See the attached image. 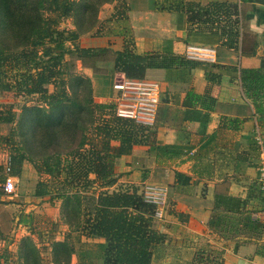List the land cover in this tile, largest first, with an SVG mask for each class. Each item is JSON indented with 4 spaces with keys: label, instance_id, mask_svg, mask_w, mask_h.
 <instances>
[{
    "label": "crops",
    "instance_id": "0c3cea01",
    "mask_svg": "<svg viewBox=\"0 0 264 264\" xmlns=\"http://www.w3.org/2000/svg\"><path fill=\"white\" fill-rule=\"evenodd\" d=\"M187 1L238 4L240 21L229 23V37L216 27L190 25L183 7ZM122 2L127 5L134 51L183 60L148 69L146 78L161 83L155 123H137L145 128L136 132L138 142L131 153L116 158L120 177L115 187H136L148 201L156 194L163 197V216L154 221L163 237L151 264H264L259 168L264 89L256 99L242 81L244 68L264 69V0ZM85 71L92 78L95 101L112 102L114 76L108 74L112 78L106 80ZM117 142L112 141L113 153L118 152ZM89 177L96 178L91 172ZM5 194L3 206L14 214L12 231L35 227L37 217L45 213L56 221L61 216L47 196L32 191ZM13 235L0 241V249L16 239ZM1 257L0 252L4 263ZM12 263L26 264L19 257ZM70 263L79 264L76 254Z\"/></svg>",
    "mask_w": 264,
    "mask_h": 264
},
{
    "label": "trees",
    "instance_id": "16d2710c",
    "mask_svg": "<svg viewBox=\"0 0 264 264\" xmlns=\"http://www.w3.org/2000/svg\"><path fill=\"white\" fill-rule=\"evenodd\" d=\"M110 1L104 0V3ZM122 4L123 9L115 13L114 22L117 24L128 21L127 5L125 2ZM99 5L93 4L92 0H79L74 12L77 16L79 12L88 13L89 9L97 13ZM46 7L47 0H0V90L38 94L39 100L47 105L26 108L27 113L31 112L28 119L35 120L33 134H37L29 151L37 156L31 152L27 156L22 152L11 155L12 173L15 174L18 167L16 174H19L23 159L29 158L39 172L54 177L64 176L62 190H51L49 181L41 180L35 191L36 196L62 199L66 221L73 213L77 219L76 224L69 221L71 229L63 240L53 242L55 264H70L73 254L77 255L79 264H151L154 250L163 237L154 226L156 205L136 187H115L120 177L116 172V158L132 152L138 142L136 132L145 128L134 120L117 116L114 104L93 101L90 89V97L68 96L70 77L90 85L91 80L88 76L68 72L65 55L77 49L80 57L87 61V57L95 58L97 53L108 48L78 45L73 48L63 38L53 39ZM183 7L190 25H209L210 30L216 27L222 36L229 37L230 22L240 21L238 4L232 2L201 4L187 1ZM222 16L226 21L224 25L221 24ZM116 29L117 34H130L128 26ZM110 32L115 30L110 27L107 33ZM126 42L124 49L118 51L116 67L128 77L146 78L148 69L172 66L176 60L183 62L176 56L137 53L133 40ZM242 81L249 95L256 99L263 95L264 69L244 68ZM50 83L60 86V90L50 92L47 86ZM3 113L0 109V121L13 120V116H4ZM85 113L93 122L90 132L88 124L81 122ZM109 113L113 118H107ZM97 120H102L101 124H94ZM24 139L31 144L27 137ZM113 140L120 142L117 153L111 151ZM73 142L74 147L64 149L65 145ZM14 143L13 133L0 134L1 146ZM86 145L98 148V154L86 161L88 168L84 176H71L75 170L70 157ZM15 161L18 162L17 167ZM5 167L0 162V170L4 171ZM90 172L95 174V179L89 177ZM93 187H99L100 191L88 203L87 193ZM0 217V241L7 240L14 214L0 206ZM6 230L9 231L6 233ZM88 238H104L105 242L89 241ZM32 241L30 236L22 238L19 259L26 264H42L41 250Z\"/></svg>",
    "mask_w": 264,
    "mask_h": 264
},
{
    "label": "rangeland",
    "instance_id": "374dc122",
    "mask_svg": "<svg viewBox=\"0 0 264 264\" xmlns=\"http://www.w3.org/2000/svg\"><path fill=\"white\" fill-rule=\"evenodd\" d=\"M123 0H111L109 3H112L110 5H107V7H104V0H92L93 4L100 3L98 8V12L94 13L92 9H89L88 13H78V16L76 15L75 8L78 5L79 0H47V7L45 9L46 17L50 23V29L53 33V39L59 40L60 38H63L65 42L75 48L76 45L82 46V47H92V48H108L105 52H99L95 55V58H86L87 61H85L82 57H80V53L77 49H75L73 52H69L65 55V60L68 63V72H74L78 74H82L84 76H88L91 80V85L87 82H77L74 77H70L67 85V91L68 96L71 98H75L77 96H89L90 97V90H92V100L94 99L93 94V81L92 78L87 75L85 72V69H89L90 72H94L99 77L110 78L113 75V89H114V82L117 78H119L122 75H125L124 73L120 72V70L116 67V56L118 54L119 50H123L126 46V41L129 39H132V35H120L117 34L116 31L122 30L125 26H127V23L120 22V24H117L114 22L116 19L115 13L117 14L118 11H121L123 9ZM87 2V0H86ZM127 13V10L125 11ZM84 14V15H83ZM110 27H112L115 32H110ZM101 32V33H100ZM100 40L95 42L96 45L93 44V46H87L86 44L92 43L93 40ZM89 40V41H88ZM106 82V81H104ZM109 82V81H108ZM111 83V82H110ZM50 92H53L55 90H60V86H57L53 83H50L47 85ZM89 87V88H88ZM115 91V89H114ZM98 102V101H95ZM115 97L113 98L112 102H109L110 104H114ZM103 103V102H98ZM35 105H41V106H47L43 101L39 100V95H27L25 93L18 94L16 91H4L0 90V109L4 111V116H13L12 121H0V134L9 135L11 133L14 134L16 143L13 145H0V162L6 166V163L9 159H11L12 156H16L19 153H24L26 156L31 151H29V148H33L35 141H36V135L33 134L35 123L34 119H28L29 113H27L26 108L32 107ZM109 113L107 118H113L112 115ZM82 124H88L87 126L92 128L91 125H93V122L90 120L88 115L85 113L84 117L81 118ZM102 120H97L94 124H101ZM88 131L90 132L91 129ZM24 132V133H23ZM28 138L30 145L26 143L25 137ZM118 145L115 146V148H119L120 142L116 143ZM75 143L73 142L71 145L67 144L64 146V149H70V147H74ZM114 146L111 144V147ZM100 147V145H99ZM85 148V149H84ZM81 151L76 152L74 155L70 157V159L73 160L74 168L73 172H71V176H84V171L87 170L88 166L86 164V161H89L92 155L98 154V148L93 147V145H86ZM112 149V148H111ZM33 153V152H31ZM35 156L37 154L33 153ZM100 155H103V152L99 153ZM18 160V159H17ZM16 167L18 166V162L15 161ZM18 170V167L15 170V174L12 173V163H11V173H9L15 183H16V192L18 194V191L20 192V195H28L30 192L36 191V188L38 187L39 181H49V188L51 190H62L63 183L62 180L64 176L61 177H54L46 173L39 172L35 166V164L31 161L29 158H24L22 162V169L19 174H16V171ZM94 175V173H92ZM8 176V170L5 167V170H0V206L4 207V203L6 204L5 200L2 198H5L6 195L4 191V183L6 180V177ZM5 178V179H4ZM69 188V186H67ZM95 190V191H94ZM94 191V192H93ZM100 191L99 187H93L88 190V196L89 199L87 200L88 203L92 202L93 196H98ZM52 194H55L52 192ZM158 194L154 195L157 196ZM7 198V197H6ZM18 198V197H16ZM48 203H52L54 208L58 207L60 209V215L56 219H53L54 215H47L46 213L41 215V217H37V220L33 223L35 227L30 228L29 230L24 231H18V228L14 229L13 231H10V234L13 235V242L9 243L7 247L1 248L0 252L2 254L1 260L4 263L0 264H15L12 263V261L18 260V257H20V245L22 243V236H30L32 238V242H34L38 248H40L41 252V258H42V264H55V258L56 255L54 254V247L53 242L54 240H57V238H61L60 240H63L65 238V232L67 235V232L71 229L69 224L72 222L73 224L77 223V219L75 218V215H70L68 217V220L66 221V215L64 211L63 206V200L60 198H53L50 199V196H47ZM8 200V199H7ZM158 201L162 199H157ZM152 203H154L152 201ZM156 205V203H154ZM89 204V207L90 208ZM158 205H162L159 203ZM157 208V207H156ZM57 213V212H56ZM68 214V213H66ZM81 217V216H80ZM79 217V218H80ZM1 219V217H0ZM72 220V221H71ZM2 223V221H1ZM2 224H0L1 226ZM9 230H6V233ZM24 233V234H22ZM18 234V235H16ZM24 236V237H25ZM64 237V238H63ZM19 239V240H18ZM9 241V238L7 239ZM6 242V241H5ZM8 243V242H7ZM24 246L26 244L24 243ZM11 252V253H10ZM74 255V254H73ZM72 255V256H73ZM72 260V259H71ZM71 264V263H70Z\"/></svg>",
    "mask_w": 264,
    "mask_h": 264
},
{
    "label": "built area",
    "instance_id": "2783aa9c",
    "mask_svg": "<svg viewBox=\"0 0 264 264\" xmlns=\"http://www.w3.org/2000/svg\"><path fill=\"white\" fill-rule=\"evenodd\" d=\"M115 89V114L122 118L134 120L152 126L155 123L158 105L161 97V83L152 78H131L122 75L114 82ZM260 181L264 191V142L261 141ZM8 176L4 183L5 192H16V183L11 173V159L6 163ZM161 195L154 196L150 202L156 203L155 217L163 216L160 208L164 202ZM159 199L160 201H158Z\"/></svg>",
    "mask_w": 264,
    "mask_h": 264
}]
</instances>
